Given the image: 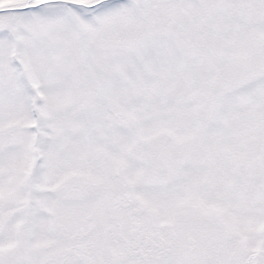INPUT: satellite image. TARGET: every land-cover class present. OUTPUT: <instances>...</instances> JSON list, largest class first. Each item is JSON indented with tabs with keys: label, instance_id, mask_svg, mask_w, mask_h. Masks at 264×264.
<instances>
[{
	"label": "snow or ice",
	"instance_id": "6c2138e0",
	"mask_svg": "<svg viewBox=\"0 0 264 264\" xmlns=\"http://www.w3.org/2000/svg\"><path fill=\"white\" fill-rule=\"evenodd\" d=\"M0 264H264V0H0Z\"/></svg>",
	"mask_w": 264,
	"mask_h": 264
}]
</instances>
